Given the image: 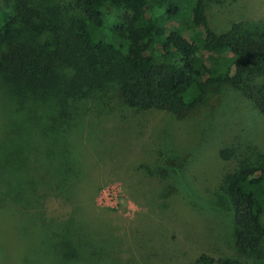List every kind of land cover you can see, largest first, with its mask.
I'll return each mask as SVG.
<instances>
[{"label":"rangeland","instance_id":"rangeland-1","mask_svg":"<svg viewBox=\"0 0 264 264\" xmlns=\"http://www.w3.org/2000/svg\"><path fill=\"white\" fill-rule=\"evenodd\" d=\"M115 13L105 7L108 22ZM207 15L215 31L226 32L235 23L264 21V0H207ZM65 75L34 95L18 89L19 96L0 74V147L27 148L10 160L0 152V264H198L203 254L246 259L216 194L252 148L255 160L264 156V116L240 103L178 120L96 93L66 120L58 103ZM66 162L72 173L55 177L52 168ZM155 162L169 183L150 175ZM7 168L21 177L10 175L8 186ZM16 192L25 194L21 204Z\"/></svg>","mask_w":264,"mask_h":264},{"label":"trees","instance_id":"trees-1","mask_svg":"<svg viewBox=\"0 0 264 264\" xmlns=\"http://www.w3.org/2000/svg\"><path fill=\"white\" fill-rule=\"evenodd\" d=\"M59 1L51 9L37 0H0V74L18 95V89L34 95L52 87L65 70L58 103L66 120L79 101L96 93L137 112L159 111L178 120L202 108L214 112L240 103L264 116V21L239 22L217 32L209 23L207 0ZM106 6L116 11L111 22ZM44 34L47 40L40 44ZM3 148L9 160L27 151L13 142ZM253 151L239 160L216 194L217 204L231 213L236 248L247 260L203 254L198 264H264V156L255 160ZM66 165L52 168L53 175L71 174ZM7 169L6 186L12 184L10 175L21 178ZM163 169L155 162L150 175L169 183ZM22 196L14 194L20 204ZM27 200L33 202L30 196Z\"/></svg>","mask_w":264,"mask_h":264}]
</instances>
